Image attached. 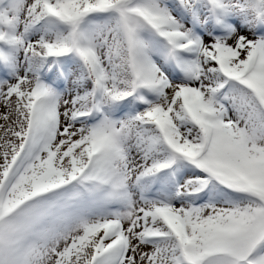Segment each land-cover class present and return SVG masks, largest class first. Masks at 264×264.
Returning a JSON list of instances; mask_svg holds the SVG:
<instances>
[{
	"label": "snow or ice",
	"instance_id": "obj_1",
	"mask_svg": "<svg viewBox=\"0 0 264 264\" xmlns=\"http://www.w3.org/2000/svg\"><path fill=\"white\" fill-rule=\"evenodd\" d=\"M0 264H264V0H0Z\"/></svg>",
	"mask_w": 264,
	"mask_h": 264
}]
</instances>
